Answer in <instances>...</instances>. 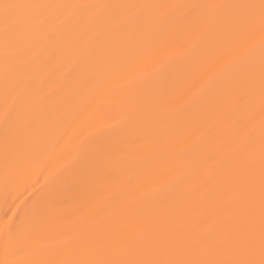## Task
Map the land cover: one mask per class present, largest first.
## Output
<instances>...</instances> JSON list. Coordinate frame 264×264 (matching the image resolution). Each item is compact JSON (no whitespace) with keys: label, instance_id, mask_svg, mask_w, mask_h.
I'll return each instance as SVG.
<instances>
[{"label":"bare ground","instance_id":"6f19581e","mask_svg":"<svg viewBox=\"0 0 264 264\" xmlns=\"http://www.w3.org/2000/svg\"><path fill=\"white\" fill-rule=\"evenodd\" d=\"M34 39V78L49 95L38 106L30 135L10 165L7 186L0 154V226L8 205L20 193V200L35 193L33 199L41 206L33 225L41 244H56L78 220L81 209L94 207L114 192L128 194L134 202L133 207L116 212L125 223L148 208H162L186 221L207 217L210 209L201 206L197 185L213 176L218 153L234 122L240 120L227 93L248 70L256 73L259 87V31L248 36L226 28H202L196 22L170 21L131 28L96 49L73 48L60 38ZM205 156L208 166L195 169L192 161ZM172 166L175 178L169 176Z\"/></svg>","mask_w":264,"mask_h":264},{"label":"snow or ice","instance_id":"6c2138e0","mask_svg":"<svg viewBox=\"0 0 264 264\" xmlns=\"http://www.w3.org/2000/svg\"><path fill=\"white\" fill-rule=\"evenodd\" d=\"M170 21L261 35L259 87L256 73L248 70L227 93L240 120L218 153L213 176L197 185L201 206L210 214L186 221L162 208H148L125 223L116 212L134 202L128 194L114 192L94 207L81 209L56 244H41L33 227L41 206L33 199L35 193L24 200L20 193L8 205L0 226L4 253L0 264H264V0L158 4L0 0L4 183L7 186L10 165L38 118V106L49 95L34 78L35 37L96 49L131 28ZM192 163L197 170L205 168L209 157ZM175 173V166L170 167V178ZM21 254L27 258H18Z\"/></svg>","mask_w":264,"mask_h":264}]
</instances>
